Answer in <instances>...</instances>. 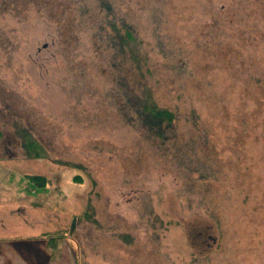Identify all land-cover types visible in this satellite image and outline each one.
I'll use <instances>...</instances> for the list:
<instances>
[{
	"label": "rangeland",
	"instance_id": "rangeland-1",
	"mask_svg": "<svg viewBox=\"0 0 264 264\" xmlns=\"http://www.w3.org/2000/svg\"><path fill=\"white\" fill-rule=\"evenodd\" d=\"M21 199L87 264H264V0H0V213Z\"/></svg>",
	"mask_w": 264,
	"mask_h": 264
},
{
	"label": "crops",
	"instance_id": "crops-1",
	"mask_svg": "<svg viewBox=\"0 0 264 264\" xmlns=\"http://www.w3.org/2000/svg\"><path fill=\"white\" fill-rule=\"evenodd\" d=\"M2 158L9 162L15 159L12 153ZM7 211L11 212L9 217ZM45 211L24 199L2 206L0 264H87L74 237V216L60 220Z\"/></svg>",
	"mask_w": 264,
	"mask_h": 264
},
{
	"label": "trees",
	"instance_id": "trees-1",
	"mask_svg": "<svg viewBox=\"0 0 264 264\" xmlns=\"http://www.w3.org/2000/svg\"><path fill=\"white\" fill-rule=\"evenodd\" d=\"M125 26H127V24H125ZM112 28H114L116 36H118L119 40L121 41L120 46L122 48H124V46H128L123 45L125 44V42L134 38L131 31L127 27L124 33H121V28L116 26L115 24H113ZM134 49L136 48L131 47L132 51ZM121 83L122 87H120L122 88V94L127 98V101L131 107H134L135 109L137 107V113L141 119L142 124L145 125L146 129L152 132V134L160 136L164 139H171L173 138V136H177L175 133L173 134V136L166 134V128L170 127L172 130H174V128L178 127L180 120L176 110L159 106L158 103L155 102V100L152 98L150 88L146 85H144V93L142 92L143 97H140L137 100L135 93H133L132 91L131 93L128 92V90L130 89H127L125 87V85L128 86V84L125 82V79H121ZM177 122L178 124H176ZM31 178L36 181L39 180V183L37 182L38 185L45 184V181H43L45 180L44 177L34 175L31 176Z\"/></svg>",
	"mask_w": 264,
	"mask_h": 264
}]
</instances>
